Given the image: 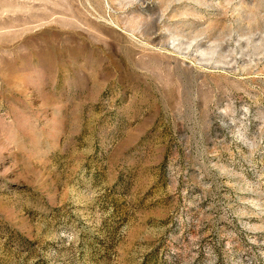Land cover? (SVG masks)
Listing matches in <instances>:
<instances>
[{
	"label": "rangeland",
	"instance_id": "obj_1",
	"mask_svg": "<svg viewBox=\"0 0 264 264\" xmlns=\"http://www.w3.org/2000/svg\"><path fill=\"white\" fill-rule=\"evenodd\" d=\"M0 264H264V0H0Z\"/></svg>",
	"mask_w": 264,
	"mask_h": 264
}]
</instances>
